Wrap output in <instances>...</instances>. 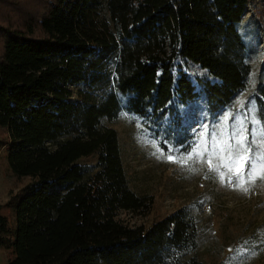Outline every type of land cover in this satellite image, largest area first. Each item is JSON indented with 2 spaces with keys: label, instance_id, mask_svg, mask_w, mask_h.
Wrapping results in <instances>:
<instances>
[{
  "label": "trees",
  "instance_id": "obj_1",
  "mask_svg": "<svg viewBox=\"0 0 264 264\" xmlns=\"http://www.w3.org/2000/svg\"><path fill=\"white\" fill-rule=\"evenodd\" d=\"M248 2L48 0L23 25L0 24L7 162L32 179L10 202L12 223L0 205L7 264H207L186 206L147 226L116 218L150 198L130 188L117 132L101 120L125 111L161 148H188L182 108L201 98L216 114L248 86ZM254 96L264 120V82Z\"/></svg>",
  "mask_w": 264,
  "mask_h": 264
},
{
  "label": "rangeland",
  "instance_id": "obj_2",
  "mask_svg": "<svg viewBox=\"0 0 264 264\" xmlns=\"http://www.w3.org/2000/svg\"><path fill=\"white\" fill-rule=\"evenodd\" d=\"M47 4L48 0H0V24L21 26L41 15ZM242 19L241 32L250 51L248 86L216 114L209 113L201 98L182 108V123L192 135L188 148L174 143L161 148L154 139L141 135V119L125 111L101 120V125L117 132L130 188L150 198L148 210H119L116 218L131 227L147 226L186 206L198 223V257L207 264H264V180L245 183V192L235 186V176L228 181L226 168H219L225 173L221 183L219 173L207 163L211 156L213 166H220L221 155L227 156L220 149L226 148V142L231 143L230 137L241 128L247 129L249 143L256 138L253 147L259 149L258 156H264V120L258 117L254 96L257 85L264 82V0H249ZM2 44L0 37V53ZM194 71L206 73L195 67ZM8 142L6 128L0 126V205L12 223L10 202L32 179L11 171L6 157ZM169 155L174 160L167 159ZM259 169H264V162ZM11 257V251L0 245V264H7Z\"/></svg>",
  "mask_w": 264,
  "mask_h": 264
},
{
  "label": "snow or ice",
  "instance_id": "obj_3",
  "mask_svg": "<svg viewBox=\"0 0 264 264\" xmlns=\"http://www.w3.org/2000/svg\"><path fill=\"white\" fill-rule=\"evenodd\" d=\"M246 133L247 129L244 128H241L238 132H234L230 137L232 142H226V148L220 149L221 153L227 152L226 157L221 155L220 166H213L211 156L207 160L210 170L219 173L218 179L221 183H224L225 178V173L219 170L222 166L230 173L228 175V181L231 182L233 176H235V186L245 192L248 191V188L244 187L245 183L251 182L256 178L264 180V169L258 170V165L264 162V156L257 155L259 149H254L253 147L256 144V138L253 136L252 142L249 143ZM213 139L215 140L216 138L213 137ZM189 158H191V155H189ZM167 159L171 161L174 160V157L169 155Z\"/></svg>",
  "mask_w": 264,
  "mask_h": 264
}]
</instances>
